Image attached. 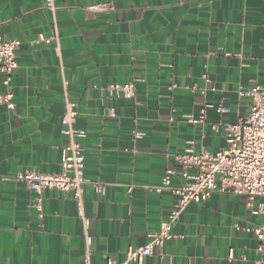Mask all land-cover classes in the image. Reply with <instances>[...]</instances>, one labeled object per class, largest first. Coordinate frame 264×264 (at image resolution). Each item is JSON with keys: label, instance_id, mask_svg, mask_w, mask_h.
Here are the masks:
<instances>
[{"label": "crops", "instance_id": "obj_1", "mask_svg": "<svg viewBox=\"0 0 264 264\" xmlns=\"http://www.w3.org/2000/svg\"><path fill=\"white\" fill-rule=\"evenodd\" d=\"M57 8L58 44H47L38 41L53 31L43 0H0V37L20 42L8 87L0 74V94L11 92L14 103L0 105V264H83L84 228L72 196L46 190L39 220L26 186L4 180L61 171L64 87L76 104L75 128L86 134L90 264L120 263L129 247L150 242L176 203L168 191L146 188L178 173L186 149L224 147L226 126L251 105L239 93L264 89V0H58ZM126 83L132 98L109 92ZM201 111L203 123L191 124ZM181 183L172 176V186ZM255 210L256 203L250 209L244 197L219 192L188 204L176 238L141 264H264Z\"/></svg>", "mask_w": 264, "mask_h": 264}, {"label": "built area", "instance_id": "obj_2", "mask_svg": "<svg viewBox=\"0 0 264 264\" xmlns=\"http://www.w3.org/2000/svg\"><path fill=\"white\" fill-rule=\"evenodd\" d=\"M57 1L43 0V8L47 10L52 19V35L48 38L39 35L38 41L44 43L55 42L58 44L57 32ZM20 42L13 39L0 37V74L2 85L9 86L11 76L17 68L16 52ZM205 79L206 76H203ZM109 92L116 98H132L134 85L126 83L110 86ZM240 95H247L251 101L248 114L239 118L236 123L225 128V145L216 153L201 152L194 154L191 148L177 157L179 171H168L161 179L158 186L147 187L150 193L160 194L168 191L177 197L176 203L158 231L149 234L150 242L141 247H129L125 252V260L117 262L107 258L105 264H141L143 259L159 252L164 245L175 239L173 229L181 213L188 204H199L207 201L212 193H226L245 198L246 207L252 209L256 203L255 213L261 217V224L253 229L259 242L257 251L263 250L264 242V89L254 86ZM13 95L11 92L0 94V105L9 110L14 109ZM64 114L61 117V134L65 144L61 149L59 173L43 174L34 170L17 174L6 181L22 182L31 193L30 208L36 213L39 220L43 219V195L46 190H57L69 194L76 202L78 216L84 228L85 250L83 264H90V248L92 238L87 233L88 219L83 214V194L87 181L84 177L85 148L82 140L86 134L83 130L75 128L78 113L76 104L70 101L66 87L63 89ZM224 112L223 109H220ZM109 116L114 117V112L109 111ZM191 124H201L204 121V111L198 119L189 117ZM215 132L220 130L218 125H212ZM139 135L135 134V137ZM189 171H193L190 173ZM172 176L180 177L182 183L179 187L171 184ZM97 194L104 192V185L93 183ZM233 259L229 251L228 260ZM263 264V263H257Z\"/></svg>", "mask_w": 264, "mask_h": 264}]
</instances>
